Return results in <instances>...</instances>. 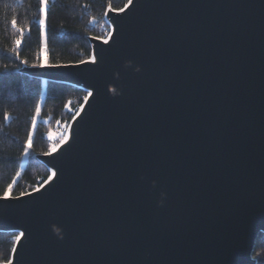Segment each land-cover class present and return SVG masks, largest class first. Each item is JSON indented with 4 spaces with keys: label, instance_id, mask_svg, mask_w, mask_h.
<instances>
[{
    "label": "water",
    "instance_id": "1",
    "mask_svg": "<svg viewBox=\"0 0 264 264\" xmlns=\"http://www.w3.org/2000/svg\"><path fill=\"white\" fill-rule=\"evenodd\" d=\"M105 19L95 63L19 70L88 100L37 156L52 180L0 197V232L23 233L11 264H257L264 0H131Z\"/></svg>",
    "mask_w": 264,
    "mask_h": 264
},
{
    "label": "trees",
    "instance_id": "2",
    "mask_svg": "<svg viewBox=\"0 0 264 264\" xmlns=\"http://www.w3.org/2000/svg\"><path fill=\"white\" fill-rule=\"evenodd\" d=\"M128 2L47 0L44 12L41 0H0V197L6 193L21 196L48 180L51 170L37 156L60 142L64 137L60 131L68 127L88 95L80 87L34 78L19 70L88 60L92 56L88 37L104 39L110 30L105 19L109 5L119 10ZM29 133L32 146L26 154ZM9 184H13L10 191ZM18 236L19 232H0V263L10 261ZM253 258L264 264V233L256 240Z\"/></svg>",
    "mask_w": 264,
    "mask_h": 264
},
{
    "label": "snow or ice",
    "instance_id": "3",
    "mask_svg": "<svg viewBox=\"0 0 264 264\" xmlns=\"http://www.w3.org/2000/svg\"><path fill=\"white\" fill-rule=\"evenodd\" d=\"M129 2H131V0H129ZM46 3H47V0H41V4L42 5H46ZM125 7H127V5H125ZM109 8H111V5H109ZM43 10V9H42ZM113 11H117V9H112ZM119 11H123V9H119ZM43 20H41V23L43 24ZM16 23H17V21H16V19L14 18L13 20H12V25L15 27L16 26ZM23 31V29H21V32ZM108 36L110 37L111 36V33L109 32L108 33ZM105 43H107L108 41L107 40H105L104 41ZM16 43H17V45H19L20 44V41L19 40H17L16 41ZM95 61H96V57L95 56H91L90 58H89V61H87V62H91V63H95ZM80 63H86V61H80ZM92 95V93H89V96H91ZM84 100H85V102H87V100H88V97L86 96V97H84ZM81 108H83V105H81ZM39 111H40V108H39V105H37V108H36V113H37V115H39ZM75 115H79V112L77 111L76 113H75ZM73 118H75V116L73 117ZM5 119H9V117L7 116V114L5 115ZM35 120H36V117H33V127H35ZM49 136H50V138H51V133H49ZM67 139H68V137L65 135L64 137H62V139H61V141H60V144H55V145H51L50 146V152H55L59 147H60V145H62V144H64L66 141H67ZM31 146H32V134L31 133H29V137H28V141H27V146H26V148H25V153L27 154V152H28V150L31 148ZM17 175V177H19V175H20V173H17L16 174ZM56 175V173L55 172H53L49 177H48V180L50 181V180H52V178L54 177ZM17 181H13V184L14 183H16ZM44 183H48V181H45ZM13 184H9L8 185V190L10 191L11 189H12V187H13ZM44 185L43 184H41L40 185V187H43ZM39 189H34V191H38ZM21 195L23 196V195H26V193H21ZM2 199H9V196L7 195V193L5 194V196L4 197H2ZM21 235H23V233H21ZM17 239H19V237H17ZM8 264H11V261H8Z\"/></svg>",
    "mask_w": 264,
    "mask_h": 264
},
{
    "label": "rangeland",
    "instance_id": "4",
    "mask_svg": "<svg viewBox=\"0 0 264 264\" xmlns=\"http://www.w3.org/2000/svg\"><path fill=\"white\" fill-rule=\"evenodd\" d=\"M46 6H47V3H46V5H44L43 6V11L45 12V10H46ZM111 33V27H110V30L108 31V33ZM102 39V38H101ZM109 39V36L107 35L103 40H108ZM93 56V55H92ZM89 60V59H88ZM45 65H47V64H43V65H41V66H45ZM88 96V95H87ZM73 120V119H72ZM71 123V122H70ZM70 123L68 124V127H64L63 128V130H61L60 131V133H59V136H67V137H69V130H70V128H69V125H70ZM56 139V138H55ZM61 141V140H60ZM57 144H60V142L59 143H57ZM61 146V145H60ZM50 152V151H49ZM21 236V233H19V236L18 237H20ZM18 240V239H17Z\"/></svg>",
    "mask_w": 264,
    "mask_h": 264
}]
</instances>
